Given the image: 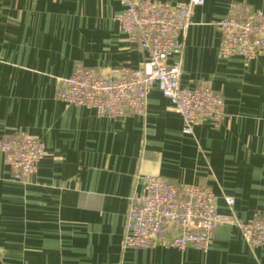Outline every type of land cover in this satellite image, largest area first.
Wrapping results in <instances>:
<instances>
[{"label":"crops","instance_id":"crops-1","mask_svg":"<svg viewBox=\"0 0 264 264\" xmlns=\"http://www.w3.org/2000/svg\"><path fill=\"white\" fill-rule=\"evenodd\" d=\"M124 1L0 0V137L32 136L45 148L23 181L0 153V264H264V245L249 246L231 222L264 215V53L219 58L215 25L246 9L264 12V0L194 7L182 50L168 62H181L182 86L210 82L225 115L191 134L156 87L142 115L118 118L57 97V78L77 62L111 76L146 61L116 20ZM144 174L212 189L223 221L206 253L122 247Z\"/></svg>","mask_w":264,"mask_h":264},{"label":"built area","instance_id":"built-area-1","mask_svg":"<svg viewBox=\"0 0 264 264\" xmlns=\"http://www.w3.org/2000/svg\"><path fill=\"white\" fill-rule=\"evenodd\" d=\"M204 0H125L116 17L127 39L147 54L141 67L123 69L100 76L77 62L68 76L57 78V97L67 104L84 106L98 115L118 118L127 112L142 115L147 95L156 87L180 115L184 134L210 121L217 126L223 119V99L212 84L201 81L194 87L182 86L180 61L168 59L182 50L181 35L191 21L194 7ZM220 34L217 55L221 59L238 56L249 61L264 53V12L246 9L216 22ZM0 153L11 178L23 181L35 172L45 148L32 136L0 137ZM140 189L130 198L122 235L123 248H193L206 253L214 231L223 221L217 196L208 186L177 183L158 174L139 177ZM228 205L233 203L226 197ZM251 247L264 245V215L247 221H231Z\"/></svg>","mask_w":264,"mask_h":264}]
</instances>
